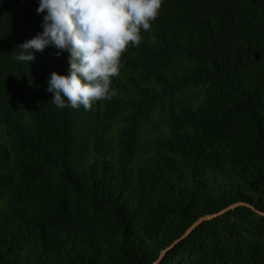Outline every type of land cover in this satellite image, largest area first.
<instances>
[{
	"label": "trees",
	"instance_id": "16d2710c",
	"mask_svg": "<svg viewBox=\"0 0 264 264\" xmlns=\"http://www.w3.org/2000/svg\"><path fill=\"white\" fill-rule=\"evenodd\" d=\"M37 7L0 0V264H264V0H163L87 111L14 59Z\"/></svg>",
	"mask_w": 264,
	"mask_h": 264
},
{
	"label": "clouds",
	"instance_id": "9594fccd",
	"mask_svg": "<svg viewBox=\"0 0 264 264\" xmlns=\"http://www.w3.org/2000/svg\"><path fill=\"white\" fill-rule=\"evenodd\" d=\"M163 0H38L41 28L17 46L14 59L30 64L35 52L52 46L67 52L66 73L52 71L47 79L51 103L89 110L93 103L111 100L117 89L111 80L119 74L121 55L141 43V31L150 29Z\"/></svg>",
	"mask_w": 264,
	"mask_h": 264
},
{
	"label": "water",
	"instance_id": "95a60500",
	"mask_svg": "<svg viewBox=\"0 0 264 264\" xmlns=\"http://www.w3.org/2000/svg\"><path fill=\"white\" fill-rule=\"evenodd\" d=\"M205 218H209V216H204V217H200L198 218L193 224L192 226H190L187 231L185 232V234H187L195 225H197L198 223H200L203 219ZM184 234V235H185ZM175 244V242L173 244H171L168 248L162 250L158 256V258L152 263V264H157V262L163 257L164 253L166 252L167 249H169L170 247H172Z\"/></svg>",
	"mask_w": 264,
	"mask_h": 264
}]
</instances>
